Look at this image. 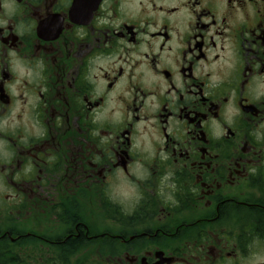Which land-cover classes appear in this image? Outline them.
I'll use <instances>...</instances> for the list:
<instances>
[{"label": "flooded vegetation", "instance_id": "flooded-vegetation-1", "mask_svg": "<svg viewBox=\"0 0 264 264\" xmlns=\"http://www.w3.org/2000/svg\"><path fill=\"white\" fill-rule=\"evenodd\" d=\"M0 19V264H264V0Z\"/></svg>", "mask_w": 264, "mask_h": 264}, {"label": "clouds", "instance_id": "clouds-1", "mask_svg": "<svg viewBox=\"0 0 264 264\" xmlns=\"http://www.w3.org/2000/svg\"><path fill=\"white\" fill-rule=\"evenodd\" d=\"M4 11V16L11 18L12 15L14 14V12L16 11V7L14 3H8V2H4L2 5ZM8 23V19H0V26H4ZM21 27H23V25H21ZM19 30V29H18ZM10 55L13 57V65L14 67H18L19 63L16 59L15 53L12 52L10 53ZM21 75L23 74V69H20ZM17 83H19V81H17ZM213 123H215V121H213ZM125 195H127V193H125ZM258 239H254L253 243H258ZM253 264H255V262H253Z\"/></svg>", "mask_w": 264, "mask_h": 264}]
</instances>
